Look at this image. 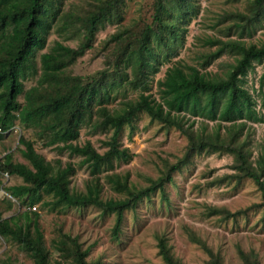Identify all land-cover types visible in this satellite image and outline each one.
Returning <instances> with one entry per match:
<instances>
[{
  "label": "trees",
  "instance_id": "obj_1",
  "mask_svg": "<svg viewBox=\"0 0 264 264\" xmlns=\"http://www.w3.org/2000/svg\"><path fill=\"white\" fill-rule=\"evenodd\" d=\"M127 1L87 0L78 12L62 13L63 0H0V129L16 125L31 129L42 146L79 157L76 164L47 160L21 131L18 151L27 163L13 160L9 151L0 159V172L19 177L21 183L2 189L27 207L39 203L48 211L87 205L99 208L113 215L111 237L116 238L124 211L156 190L163 194L171 173L192 156L225 153L231 157V172L219 181L250 179L261 198L258 204L264 205V140H253L250 125L264 120V41L250 39L264 20V0H245L242 9L218 13L212 26L223 35L202 38L209 50L199 52L197 64L175 59L187 26L198 14L197 0H151L147 17L138 7L125 21ZM59 19L63 40L75 36L77 43L69 46L55 41L40 53ZM106 25L114 29L94 45L97 32ZM89 50L101 54L102 67L87 75L69 71ZM223 55L230 60L220 71L207 69ZM163 65H167L163 75L155 79ZM256 65L263 69L253 94L245 82ZM31 78L33 84L25 88L24 81ZM129 91L135 95L128 96ZM139 113L150 122L176 129L186 140L182 156L144 187L132 184L127 172L115 171L133 156L121 146L119 136L124 126L128 133L133 130ZM84 127L105 133L102 151L89 140L77 143ZM75 166L84 167L89 176L82 189L70 186ZM104 184L121 197L102 198ZM7 203L4 210L11 205ZM1 212L0 237L14 242L30 264H101L100 255L87 258L89 245L83 248L77 236L61 231L50 240L57 252V258L53 257L38 214L29 207L9 218H2ZM212 212L227 218L239 210L213 208ZM188 236L207 252L209 258L203 264H221V257L204 241L190 231ZM154 238L161 264H183L171 254L163 235ZM236 254L242 264H260L253 250L237 247ZM0 264L24 263L7 256L0 258Z\"/></svg>",
  "mask_w": 264,
  "mask_h": 264
},
{
  "label": "rangeland",
  "instance_id": "obj_2",
  "mask_svg": "<svg viewBox=\"0 0 264 264\" xmlns=\"http://www.w3.org/2000/svg\"><path fill=\"white\" fill-rule=\"evenodd\" d=\"M244 1L197 0L198 14L187 26L185 42L175 59L186 64H197L199 52L209 50L202 45V38L206 35H223L222 31L212 26L216 15L224 10L242 9ZM86 2L87 0H63L62 13L78 12ZM150 3L151 0H128L124 20L127 21L136 14L138 7L140 13L147 17ZM60 22L59 19L54 24L40 53L48 51L55 41H62L69 46L77 43L75 36L63 40L64 34L58 31L57 27ZM113 29L114 26L106 25L98 31L94 45ZM250 39L254 42L264 41V20ZM101 58L100 53L89 50L68 70L73 74L87 75L102 67ZM229 60V57L223 55L215 59L207 69L220 71L223 64ZM166 66H161L155 79L163 75ZM262 69V65H256L246 76L245 85L253 94H256L257 79ZM33 82V78L24 81V87H29ZM152 91H155L154 86ZM127 95L134 96L135 92L129 91ZM18 100L21 101L22 96H19ZM250 125L253 140L257 143L264 140V120ZM14 129L16 132L9 130L1 134L3 138L0 140V154L6 147L5 151L11 152L13 160L27 163L18 151L21 146L17 144V138L22 131L32 138L35 150L47 160L53 162L58 158L61 162L70 161L74 164L79 160L76 155L57 153L50 147L42 146L31 129L22 130L17 125ZM128 130V127H123L119 140L121 146L133 156L127 163L118 164L115 171L127 172L131 183L136 187L149 184L150 179L159 176L161 171L170 163H174L184 152L186 144L184 136L172 127L166 128L157 122H150L144 113L137 114L133 130L130 133ZM105 138V133L93 132L84 127L80 130L77 143L89 140L98 151H102L104 147L100 141ZM230 163L231 157L225 153L192 156L179 170L171 173V181L163 185V194L156 190L139 200L133 209L124 211L116 238L111 237L113 215L103 213L94 206L68 207L53 211L42 208L39 203L33 204L34 209L32 206L28 207L38 214V223L48 248L51 249L50 240L56 238L59 231L68 233L77 236L83 248L90 246L87 258H96L100 255L101 264H161L155 246V235H163L166 238L171 254L183 264H203L209 256L198 243L190 240L188 231L204 241L213 253H217L221 257V264H242L236 254L237 247L253 250L260 264H264V205L258 204L261 198L250 179L244 178L239 182L233 179L219 181L220 177L231 172L228 166ZM13 177L0 174L1 187L21 181ZM87 177L89 176L84 167L75 166L70 177V186L82 189ZM95 178L90 177L91 180ZM162 195L167 197V200ZM101 197L118 198L121 195L104 184ZM24 199L25 196L22 197V200ZM7 201L12 205L9 214L28 208L27 204L18 203L20 199L10 197L1 188L0 207L3 210ZM213 208L230 212L239 210V213L226 218L219 212H212ZM51 251L53 257L57 258V252L53 249ZM7 256L24 264L31 263L30 258L19 250L14 242L0 237V258Z\"/></svg>",
  "mask_w": 264,
  "mask_h": 264
},
{
  "label": "crops",
  "instance_id": "obj_3",
  "mask_svg": "<svg viewBox=\"0 0 264 264\" xmlns=\"http://www.w3.org/2000/svg\"><path fill=\"white\" fill-rule=\"evenodd\" d=\"M7 135H9V134H7ZM4 136H5V135H4ZM2 138H3V137L0 136V140H1ZM5 150H6V147H5L4 151L1 152L2 155L0 154V155H1V156H0V159H1V157L7 152V151H5ZM0 174L3 175V176H6V177H9V176H10V175H8V174L5 175V173H2V172H0ZM12 176H14L13 178H16V179H19V180H20L19 177L15 176V175H12ZM20 183H21V181H20V182H16V183L13 182V183L8 184V186L17 185V184H20ZM1 185H2V182H0V190H1V188H3V187H8L7 185H6V186L3 185V187H1ZM4 191H6V190H4ZM6 192H7V191H6ZM7 193H8V192H7ZM8 195H9V194H8ZM7 204H8V203L6 202L5 207L7 206ZM11 207H12V205H10L9 209H7L6 212H4V210L0 207V210L2 211V212H1V217H2V218H9V217H11V216H14L16 213H20V212H21V211H15V212L9 214V210H10ZM7 212H8V213H7ZM3 213H6V214L4 215Z\"/></svg>",
  "mask_w": 264,
  "mask_h": 264
},
{
  "label": "built area",
  "instance_id": "obj_4",
  "mask_svg": "<svg viewBox=\"0 0 264 264\" xmlns=\"http://www.w3.org/2000/svg\"><path fill=\"white\" fill-rule=\"evenodd\" d=\"M9 130H12V132H16L15 129H14L13 127H11ZM9 130H8V131H9ZM0 132H2V131L0 130ZM5 175H6V174H5ZM31 208L34 209V206H32Z\"/></svg>",
  "mask_w": 264,
  "mask_h": 264
},
{
  "label": "clouds",
  "instance_id": "obj_5",
  "mask_svg": "<svg viewBox=\"0 0 264 264\" xmlns=\"http://www.w3.org/2000/svg\"><path fill=\"white\" fill-rule=\"evenodd\" d=\"M12 127L14 128V126H12ZM10 128H11V127H10ZM10 128H9V129H10ZM9 129H7V130H5V131H2V130L0 129V130L2 131V132H0V135H1V134L3 135V134H4L6 131H8Z\"/></svg>",
  "mask_w": 264,
  "mask_h": 264
}]
</instances>
